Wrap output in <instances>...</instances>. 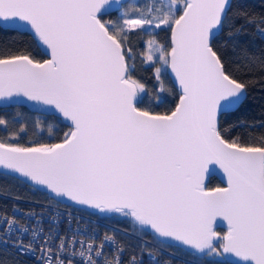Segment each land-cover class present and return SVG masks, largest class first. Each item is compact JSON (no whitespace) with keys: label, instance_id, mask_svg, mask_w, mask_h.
<instances>
[{"label":"snow or ice","instance_id":"snow-or-ice-1","mask_svg":"<svg viewBox=\"0 0 264 264\" xmlns=\"http://www.w3.org/2000/svg\"><path fill=\"white\" fill-rule=\"evenodd\" d=\"M231 9L230 0H0V25L27 28L49 57L0 53V101L23 98L68 122L58 142L25 146L11 142L25 126L15 130L0 118L13 128L0 139V168L50 199L130 218L212 264H227V256L264 264V132L228 138L220 120L264 86V50L240 40L250 28L264 40V11ZM161 31L170 43L157 38ZM133 35H147L142 51ZM138 57L153 67L160 94L174 91L162 79L170 71L173 107L154 111L152 103H164L160 94L140 107L146 86L134 75ZM242 126L264 129V122ZM210 166L225 186H206ZM28 216L0 214V244L35 264H125L124 249L108 247L113 235L97 242L61 232L55 218L45 228ZM217 218L227 224L223 234L213 227ZM126 264L143 261L133 253Z\"/></svg>","mask_w":264,"mask_h":264},{"label":"trees","instance_id":"trees-1","mask_svg":"<svg viewBox=\"0 0 264 264\" xmlns=\"http://www.w3.org/2000/svg\"><path fill=\"white\" fill-rule=\"evenodd\" d=\"M133 0H127V4H131ZM134 5H143L145 0H134ZM232 4L231 11L234 13L236 9L245 7L256 12L264 11V0H230ZM133 5V4H132ZM105 19H115V13L112 16H105ZM239 24L240 21H237ZM162 43H169V32L161 31L157 37ZM147 35L143 37L133 35L132 46L139 52L143 50V41L147 40ZM243 45L247 46L250 51H254L257 54L261 50H264V40L254 34L253 29L248 30V34L240 37ZM31 53L36 59H44L45 55L34 43L32 34L29 31H20L14 28H7L0 26V53ZM231 56V52H229ZM135 77L139 79L146 86V92L142 94L144 103L140 107L149 106L150 101H154L155 96L158 93L159 84L154 77L153 67L142 64L139 57L136 60ZM166 89H174V91H165L160 94L164 100V103L157 106L152 103V109L154 111L163 112L168 108L174 106L177 96V89L172 83L170 77L164 75L162 77ZM0 118L8 120L10 123L14 122L15 130L19 129V126L23 124L26 131L20 133L16 140L11 142L19 143L25 146H33L39 143H55L62 137L63 133L67 131L68 125L64 123L58 116L54 114L40 113L27 109L24 105L20 104H8L0 105ZM221 126L230 131L226 132L228 138H240L243 141L249 140L253 136H258L264 129L245 127L242 125H252L255 123L259 125L264 122V86L258 85L255 88L249 90V99L244 109L239 112H226L220 117ZM39 123V127L37 124ZM51 127V132L49 128ZM13 128L5 129L4 126H0V139H4ZM221 185L220 181L215 176H210L206 181V186L212 188ZM10 196H17L21 198H34V199H46L48 195L46 192L36 189L22 180L14 177L11 174L0 172V208L9 206L14 200ZM112 223L120 228H106V231L110 232L115 239L124 247L126 254L135 252L138 248V241L131 233H139L153 238L151 233H145L134 221L130 218H126L120 214L105 215ZM215 230L224 233V229L216 227ZM165 246L186 254L198 258L208 264H212V261L208 260L204 256L189 252L184 248L162 242ZM0 259L6 261V264H11L14 260L15 264H35V261L25 255H17L14 250L10 248L0 247ZM227 264H234L227 262Z\"/></svg>","mask_w":264,"mask_h":264},{"label":"built area","instance_id":"built-area-1","mask_svg":"<svg viewBox=\"0 0 264 264\" xmlns=\"http://www.w3.org/2000/svg\"><path fill=\"white\" fill-rule=\"evenodd\" d=\"M10 197L14 202L9 206L6 205V207L0 208V214L7 212L9 215L14 214L16 217H23L27 220L29 219L28 214L32 213L34 218L43 222L45 228L49 226L51 218H55V226L61 232L78 231L84 237L94 235L97 242L103 238L105 233L112 235L106 231V228H120L107 219L105 214L58 202L50 199L49 195L46 199ZM131 234L137 239L139 245L137 250L130 254H126L124 247L116 239L114 244L108 243V247L113 249L117 247L124 249L123 259L125 264L133 253L138 261H143V264H208L198 258L177 252L154 238L139 233ZM2 238L3 236L0 234V239ZM0 247L9 248L3 244H0ZM149 253L154 255H149ZM25 256L33 259L30 255Z\"/></svg>","mask_w":264,"mask_h":264},{"label":"water","instance_id":"water-1","mask_svg":"<svg viewBox=\"0 0 264 264\" xmlns=\"http://www.w3.org/2000/svg\"><path fill=\"white\" fill-rule=\"evenodd\" d=\"M127 1V0H126ZM115 7V6H114ZM111 11V10H110ZM2 27H7V28H14V29H17V30H20V31H29L27 28H23V27H18V26H11V25H0ZM30 32V31H29ZM31 33V32H30ZM169 43H170V32H169ZM39 49L42 51V53L45 55V58L44 59H47L49 58L47 54L44 53V49L40 48ZM168 76L170 77L172 83L174 84V86L176 87L177 91H178V87L175 85V82H174V77H172L170 71L168 72ZM8 104H20V105H24L27 109L29 110H32V111H36V112H40V113H46V114H54L53 112H51L50 110L49 111H45L41 108H38L36 105H34L33 102H30V101H27L26 99H23V98H20V99H13V100H3V101H0V105H8ZM55 115V114H54ZM57 116V115H56ZM60 118V117H59ZM64 123H66L68 125V122L67 121H64L62 118H60ZM215 167L216 170L215 171H210L208 174L205 175V184H206V181L207 179L210 177V176H215L221 183V185L219 186H215V187H222V186H225L226 184V181H225V178H224V175L222 173L221 170H219L218 166H210V169ZM0 172H5V173H8V174H11L13 175L14 177L22 180L24 183L36 188V189H39V190H42L44 191V189L30 183L28 180H26L25 178H22L20 177L18 174H15V173H11L3 168H0ZM215 187H212V188H215ZM45 192V191H44ZM59 202H62V203H65V204H68V205H72V206H76V207H80V208H83V209H86V210H91V211H95L91 208H88L86 206H80V205H76L74 204L73 202L67 200V199H64L62 201H59ZM214 229L216 227H221L224 229V232L227 231V224L225 221H223L222 219L220 218H217V221L215 222V224L213 225ZM151 233V232H149ZM152 234V233H151ZM153 235V234H152ZM157 240L159 241H162V242H166V243H170V244H174V245H177V246H180L182 248H184L185 250L189 251V252H193V253H196L194 251H192L191 249L187 248L186 246H183V245H180L178 244L177 242L171 240V239H168V240H162V238H159V237H156ZM197 254V253H196ZM238 259V258H235L233 256H227L226 257V260L227 262H230V263H234V261Z\"/></svg>","mask_w":264,"mask_h":264},{"label":"rangeland","instance_id":"rangeland-1","mask_svg":"<svg viewBox=\"0 0 264 264\" xmlns=\"http://www.w3.org/2000/svg\"><path fill=\"white\" fill-rule=\"evenodd\" d=\"M134 2H135V1L133 0L131 4H133V5H134Z\"/></svg>","mask_w":264,"mask_h":264}]
</instances>
